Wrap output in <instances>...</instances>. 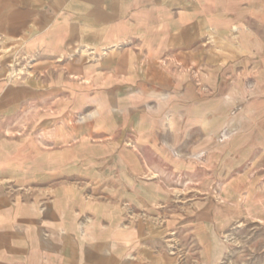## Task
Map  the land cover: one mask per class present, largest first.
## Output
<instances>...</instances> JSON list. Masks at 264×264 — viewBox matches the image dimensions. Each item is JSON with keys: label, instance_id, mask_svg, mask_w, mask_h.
Returning a JSON list of instances; mask_svg holds the SVG:
<instances>
[{"label": "crops", "instance_id": "1", "mask_svg": "<svg viewBox=\"0 0 264 264\" xmlns=\"http://www.w3.org/2000/svg\"><path fill=\"white\" fill-rule=\"evenodd\" d=\"M248 76L264 0H0V264H163L161 226L122 207L161 199L147 162L177 164L145 147L206 128Z\"/></svg>", "mask_w": 264, "mask_h": 264}, {"label": "rangeland", "instance_id": "2", "mask_svg": "<svg viewBox=\"0 0 264 264\" xmlns=\"http://www.w3.org/2000/svg\"><path fill=\"white\" fill-rule=\"evenodd\" d=\"M263 93L264 80L226 81L224 110L205 113L206 128L182 126L176 146L165 145L170 135L163 128L158 133L165 143L146 145L152 153L163 147L177 164L147 162L160 176L147 171L142 179L156 185L151 196L159 197L161 186V199L142 210L122 207L128 219L161 226L158 240L147 245L161 252L163 264H264ZM135 137L125 139L120 151L138 152Z\"/></svg>", "mask_w": 264, "mask_h": 264}, {"label": "bare ground", "instance_id": "3", "mask_svg": "<svg viewBox=\"0 0 264 264\" xmlns=\"http://www.w3.org/2000/svg\"><path fill=\"white\" fill-rule=\"evenodd\" d=\"M154 177V176H153Z\"/></svg>", "mask_w": 264, "mask_h": 264}]
</instances>
